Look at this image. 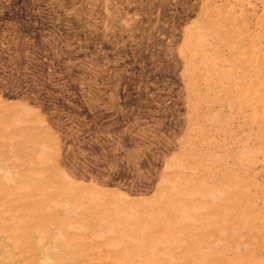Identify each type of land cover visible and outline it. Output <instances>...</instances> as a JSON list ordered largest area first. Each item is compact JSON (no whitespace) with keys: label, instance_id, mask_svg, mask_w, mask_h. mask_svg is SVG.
Wrapping results in <instances>:
<instances>
[{"label":"rangeland","instance_id":"rangeland-1","mask_svg":"<svg viewBox=\"0 0 264 264\" xmlns=\"http://www.w3.org/2000/svg\"><path fill=\"white\" fill-rule=\"evenodd\" d=\"M1 107L0 264H82L75 247L89 240L99 253L141 245L112 242L103 219L92 239L70 225L111 196L190 227L166 232L180 253L152 243L141 264H264V0H0ZM37 158L94 187L74 209L47 186L68 217L52 222L81 238L26 233L44 193L27 194L37 177L18 187L14 167Z\"/></svg>","mask_w":264,"mask_h":264},{"label":"bare ground","instance_id":"bare-ground-1","mask_svg":"<svg viewBox=\"0 0 264 264\" xmlns=\"http://www.w3.org/2000/svg\"><path fill=\"white\" fill-rule=\"evenodd\" d=\"M48 19H50V18H48ZM46 55H48V54H46ZM4 93H7V92H4ZM26 93H28V92L26 91ZM8 94H10V93H8ZM28 95H29V93H28ZM11 99H12V97H11ZM17 107H18V105H17ZM0 111L2 112V107L0 108ZM15 119H17V118H15ZM3 136L5 137L6 134H4ZM5 146H7L10 149H13L16 157L20 161V159H21L20 149H18L17 145L15 143H12V142H5ZM29 151H31V150H29ZM31 161L36 166V168L33 170H29L28 165H27L28 163L27 162L24 163V161L22 162V165L19 164L20 166L16 165L14 167V169H16L18 171L21 170V172H19L20 176L15 178V182L19 183L18 187H20V188L29 187L31 182L28 183L26 177L27 178L37 177V178H39V183L41 186L34 187V188H36V190H33L27 194L28 195H40V194L42 195L44 193L43 200L41 199L40 200L41 202L37 201L33 205L34 208L41 207V209L43 210V213L40 212L38 215H36L37 217L34 219L35 220L34 226L26 229L25 230L26 233L35 231L36 229L40 228L41 225L50 224V226L53 227V229H52L53 231L64 234V235H66L67 238L69 237L74 241L78 238H81L78 236V234H76V231L70 232L69 231V230H71L70 228L63 229L60 227V223H57L55 221H54L55 223L52 222V220H54V218H57L58 219L57 221H66L68 217L61 215V212L63 210L62 209L63 203H53V200L50 198V196H48L49 191L47 189V186L48 185L49 186H55L56 185L57 190L61 194H64L65 196L72 194L69 196V199L72 200V202H74V203H69L68 205L74 209H77V208H80L83 206L82 205L83 203H79L78 200L76 201L74 194L77 193L80 195V197H89L90 191L92 189H94V187L93 188H86L84 186L80 187L76 183H67L62 178L59 167L57 165L49 164L47 159H44V160L40 159L39 160L37 158V159H32ZM20 163H21V161H20ZM2 187L5 189L4 186H2ZM21 198H22V196H15L14 197V199H17L20 202H21ZM108 201H109V203H106L105 208H100V205H98L97 203H87V204H89L88 206H85V208L82 207V208H84V211H85L84 215L77 217L75 219H72V220L69 219V220H71V221H69L70 225L77 226L78 228H80L82 230V232H84L85 238L92 239V237L94 235H100L101 233H103L102 232L103 230H99V229H96L95 227H91L89 225L90 221H98L99 219H103L102 222L106 223L109 221L112 222V220H113V224H111V225H106L105 223L102 224L104 228L110 229L113 232L112 242L139 240V241H144V243H142L141 245H135V244L132 245V243L126 244L122 249L106 250L103 253H99L98 251L94 252V249L99 246L98 243L92 242L91 240L88 239L89 241H84V242L78 243V245H76V247H75V249L78 248V250L76 249L77 253L79 252L81 254V256L85 259L84 261H86L85 263L83 262L82 264H91L92 262L90 263V261L92 259H95L97 261V263H94V264H130L131 261H135L136 264H141L142 262H141L140 258L142 255H144V251H145L144 249L146 247H150L152 243L156 244V246L159 248V251H160V248L162 250L168 249L169 251H171V253L175 254V253L179 252V250H177L176 247L170 245L167 242L166 237H165L167 230L172 229L176 233H177V231H179V232H190V227L186 226L182 223H179V221L173 220L174 225H170V224L166 223L164 220H158V218L161 216L165 217L166 215L164 216V214L166 212L168 215H171V217H175L174 210L165 209L164 211H166V212H164L163 210L159 211L158 209L154 210L151 208L152 210L146 209V211H145L144 208H141L142 205L145 203H135V207H140L141 210L134 212L130 209V206L128 203H126L125 207L123 206L125 203H116V202H119L117 196L109 197ZM21 203H23V202H21ZM53 204L59 205L58 208H56V207L54 208ZM27 205L23 203L21 208L26 209V207H28ZM153 207H155V205ZM12 208L13 207H9L8 211L12 210ZM13 223L14 224H12L10 226H12V227L19 226V222H16V223L13 222ZM28 224H30V223L28 222ZM159 235H160V237L158 238ZM18 245H19V240H15V246L17 248H18ZM54 247H55V245H54ZM193 248H195V245L192 243V241L190 239H188L187 244H185L184 246L181 247V250H182L181 252L187 253L188 250L193 249ZM100 250H102V249H100ZM38 256H35V258H33L32 261H30V262L27 261L25 258H22L20 264H22V263L23 264H34L35 261L37 260ZM120 258H124V261L122 262ZM50 260H53V259H50ZM156 262L159 263V261H156ZM152 263H154V262H152ZM189 264H191V263H189Z\"/></svg>","mask_w":264,"mask_h":264}]
</instances>
